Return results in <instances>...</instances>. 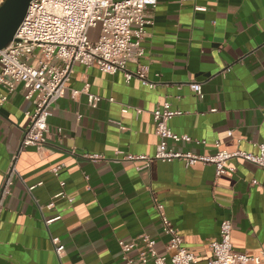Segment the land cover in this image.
Wrapping results in <instances>:
<instances>
[{"label":"crops","instance_id":"1","mask_svg":"<svg viewBox=\"0 0 264 264\" xmlns=\"http://www.w3.org/2000/svg\"><path fill=\"white\" fill-rule=\"evenodd\" d=\"M149 15L141 61L156 87L137 77L127 82L122 71L75 64L41 148L22 146L26 111L34 108L25 89L20 84L8 93L0 86V186L15 155L18 170L0 218V264H124L119 242H136V254L144 248L143 234L165 253L156 200L197 256L195 264H209L210 242L226 218L236 251L253 256L264 250V168L232 158L226 164L236 171L217 175L212 164L126 158L157 152L152 112L165 101L182 111L169 121L174 132L205 140L170 141L175 150L212 154L219 140L228 151L260 152L264 0H158ZM192 82L202 84L204 98ZM74 90L80 91L75 98ZM89 93L101 96L96 107ZM53 237L65 245L61 257Z\"/></svg>","mask_w":264,"mask_h":264},{"label":"built area","instance_id":"2","mask_svg":"<svg viewBox=\"0 0 264 264\" xmlns=\"http://www.w3.org/2000/svg\"><path fill=\"white\" fill-rule=\"evenodd\" d=\"M5 0H0L2 4ZM185 1V0H182ZM158 0H31L27 15L20 24L14 39L0 49V86L12 93L21 84L25 89V98L32 100L34 108L27 110L29 122L24 129L22 146L43 147L49 132V117L53 115V106L65 94L66 83L74 70L75 64L97 65L109 74L124 72L126 81L133 77L142 84L155 88L156 83L149 78L150 67L141 59L145 56L143 41L147 26L152 23L149 11L156 7ZM196 10H206L196 6ZM101 21V33L97 41H90L88 30ZM129 63L137 68L129 70ZM191 89L204 98L202 84L192 82ZM87 89V86L84 90ZM80 91L74 90L75 98ZM7 96H2L6 100ZM101 96L89 93V103L96 107ZM113 100V99H112ZM129 106L122 111L127 112ZM213 110H216L213 109ZM138 113L141 109H137ZM156 134L160 137L157 152L153 156L128 154L131 160L153 159L172 161L181 159L186 166L196 163L214 165L217 175L236 171L235 166L227 165L232 158H242L264 168V144L259 145L260 152L255 154L244 150L228 151L216 141L217 151L212 154H200L192 151H179L170 147L173 142H192L204 144L205 140L193 139L187 134H178L169 126V121L181 110L173 109L171 102L165 101L153 112ZM231 135L232 132L229 131ZM96 160L102 156L91 155ZM17 155L12 159L10 168L0 186V218L4 202L11 194L13 177L18 174L15 166ZM60 166L52 168L59 175ZM64 185V182H61ZM32 188V187H30ZM62 193H60L61 195ZM53 206V202L48 204ZM156 209L162 220V231L167 237L165 253L158 252L155 238L143 234L144 248L136 254L132 250L136 242L120 241L124 264H195L197 256L189 251L179 230L167 216L164 204L156 200ZM60 218L46 219V224ZM233 222L230 218L222 220L219 238L210 242L212 256L209 264H262L264 250L257 255L236 251L232 242ZM55 252L61 257L65 245L59 237H53Z\"/></svg>","mask_w":264,"mask_h":264},{"label":"water","instance_id":"3","mask_svg":"<svg viewBox=\"0 0 264 264\" xmlns=\"http://www.w3.org/2000/svg\"><path fill=\"white\" fill-rule=\"evenodd\" d=\"M31 0H5L0 4V49L8 46L27 15Z\"/></svg>","mask_w":264,"mask_h":264},{"label":"rangeland","instance_id":"4","mask_svg":"<svg viewBox=\"0 0 264 264\" xmlns=\"http://www.w3.org/2000/svg\"><path fill=\"white\" fill-rule=\"evenodd\" d=\"M101 21L97 22V25L95 27H90L88 30V38L90 41H97L99 39L100 33H101Z\"/></svg>","mask_w":264,"mask_h":264}]
</instances>
